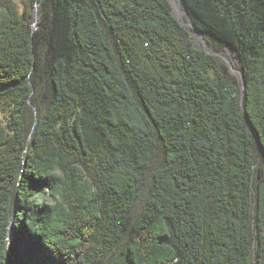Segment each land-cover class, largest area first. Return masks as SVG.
<instances>
[{"label":"trees","instance_id":"trees-1","mask_svg":"<svg viewBox=\"0 0 264 264\" xmlns=\"http://www.w3.org/2000/svg\"><path fill=\"white\" fill-rule=\"evenodd\" d=\"M180 4L264 152V0ZM209 68L167 0H0V264H264V153Z\"/></svg>","mask_w":264,"mask_h":264},{"label":"rangeland","instance_id":"rangeland-1","mask_svg":"<svg viewBox=\"0 0 264 264\" xmlns=\"http://www.w3.org/2000/svg\"><path fill=\"white\" fill-rule=\"evenodd\" d=\"M178 1L180 2V0H178ZM169 6H170V9L174 10L173 6L170 3H169ZM174 12H175V10H174ZM185 19L188 20L187 15H185ZM188 29H189V31H188L189 37L193 41V45L195 48H197L199 50H203V51L208 50L209 52H216V54H214L213 57L216 59L217 68L216 69L209 68L206 72L207 76L210 79H212L215 83H218L220 78H224L228 82L235 83L238 85L239 84L238 75L236 72L234 73L231 71L230 64L228 62V61H230V63H233L232 60L234 59V57L232 56L231 52L229 53L227 51V49L223 46L214 45L204 35H202V37L205 40V44H204L202 40L196 38L193 35V33H191L192 32L191 27H188ZM39 52L41 54V59H43L44 58L43 49L39 50ZM222 54H224L225 56H223ZM234 60H235V64H236L237 68L240 70L238 61L236 59H234ZM50 95H51V87H50V84H49V81H48L46 74L43 73L42 77L38 78L37 82L34 84L32 98L28 101V104L26 107L24 120H25V123L28 127V131H31L34 124L44 114V112L47 108L49 99H50ZM161 159H162L161 146L159 144H157L153 148L151 169L149 171V175L147 177V180H146L144 187L142 188L139 201L135 207L136 215L140 212V210H141V208H142V206H143V204L147 198L148 192H149L150 172L156 166H158L160 164ZM124 244H125V239H123L119 243V245L116 247V249H114V251L112 252V254L110 256L112 258L114 256H116L121 251ZM253 245L255 246V240L254 239H253ZM252 264H253V258H252Z\"/></svg>","mask_w":264,"mask_h":264},{"label":"water","instance_id":"water-1","mask_svg":"<svg viewBox=\"0 0 264 264\" xmlns=\"http://www.w3.org/2000/svg\"><path fill=\"white\" fill-rule=\"evenodd\" d=\"M168 3H170L172 6H173V2L172 0H167ZM37 8V5H35L34 9H33V20H34V24L35 22L38 20V14L35 12V9ZM174 8V6H173ZM171 13L172 15L179 21V23L185 28L187 29V31H189L188 27L190 26L192 30H195L199 35H203V33L197 29L194 24L192 23V21L190 20L189 18V15L188 13L185 11L188 19H189V23H184L180 20V18L175 14L174 10L171 9ZM192 33V32H191ZM203 43H205V40L203 39ZM227 51L230 52V50L226 47ZM206 53L208 54H211V55H214L216 54V52H209L208 50H205ZM235 59V58H234ZM231 68V67H230ZM232 72H234L232 69H231ZM235 73V72H234ZM238 81H239V100H240V107H241V111L243 112V115L245 116V120L247 122V126L249 127V129L253 132L254 136H255V139H256V144H257V148H258V151L261 152V153H264L263 152V149L261 147V144H260V140L259 138L257 137L254 129L252 128L251 126V123H250V120H249V117L243 107V103H242V100H243V95H244V91H245V80H244V76H243V72L240 70L238 73ZM37 122L34 124V126L32 127L31 131L34 129V127L36 126ZM29 142V139H27V144Z\"/></svg>","mask_w":264,"mask_h":264},{"label":"bare ground","instance_id":"bare-ground-1","mask_svg":"<svg viewBox=\"0 0 264 264\" xmlns=\"http://www.w3.org/2000/svg\"><path fill=\"white\" fill-rule=\"evenodd\" d=\"M172 2H173V6H174V10H175V14L180 18V20H181L182 22H184V23H189V19H188V20L185 19V15H186V13H185L184 9L181 7L180 2H179L178 0H172ZM35 12L38 14L37 8L35 9ZM189 27H190V26H189ZM192 33H193V35H194L196 38H198V39H200V40L203 41L204 38L202 37V35H199L195 30H192ZM204 44H205V43H204ZM229 53H230V52H229ZM222 55L225 56L224 54H222ZM225 58H226V57H225ZM232 61H233V63H230V61H228L229 64H230V67H231V69L234 70V72L238 73L240 70L237 68V66H236V64H235V60L233 59Z\"/></svg>","mask_w":264,"mask_h":264}]
</instances>
